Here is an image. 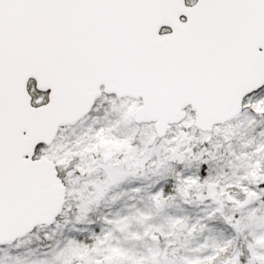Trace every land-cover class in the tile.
Masks as SVG:
<instances>
[{
  "label": "snow or ice",
  "instance_id": "snow-or-ice-1",
  "mask_svg": "<svg viewBox=\"0 0 264 264\" xmlns=\"http://www.w3.org/2000/svg\"><path fill=\"white\" fill-rule=\"evenodd\" d=\"M0 264H264V0H0Z\"/></svg>",
  "mask_w": 264,
  "mask_h": 264
}]
</instances>
